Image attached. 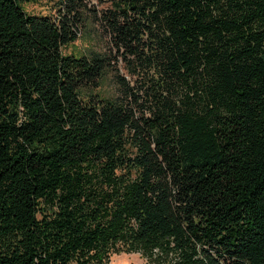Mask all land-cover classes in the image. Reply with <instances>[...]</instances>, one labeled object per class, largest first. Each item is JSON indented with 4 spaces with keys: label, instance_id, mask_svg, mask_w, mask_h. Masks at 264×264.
I'll list each match as a JSON object with an SVG mask.
<instances>
[{
    "label": "trees",
    "instance_id": "obj_1",
    "mask_svg": "<svg viewBox=\"0 0 264 264\" xmlns=\"http://www.w3.org/2000/svg\"><path fill=\"white\" fill-rule=\"evenodd\" d=\"M35 1L0 0V264H264V0Z\"/></svg>",
    "mask_w": 264,
    "mask_h": 264
},
{
    "label": "rangeland",
    "instance_id": "obj_2",
    "mask_svg": "<svg viewBox=\"0 0 264 264\" xmlns=\"http://www.w3.org/2000/svg\"><path fill=\"white\" fill-rule=\"evenodd\" d=\"M54 0H37L33 3H22V8L29 14L49 16L54 14ZM97 6V5H96ZM97 9H100L98 7ZM103 34L93 23L88 25L87 31L82 34V36L74 43L68 44L62 48V53L65 55L73 54L75 56L87 55L89 52L94 50H99L104 47ZM116 69L119 76L129 79L126 71L124 70V65L121 61L116 64ZM103 92L110 93L116 91L113 79L111 75L107 76L106 81H104ZM148 261L140 253H126L120 252L112 255L107 264H147Z\"/></svg>",
    "mask_w": 264,
    "mask_h": 264
}]
</instances>
